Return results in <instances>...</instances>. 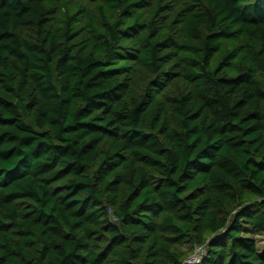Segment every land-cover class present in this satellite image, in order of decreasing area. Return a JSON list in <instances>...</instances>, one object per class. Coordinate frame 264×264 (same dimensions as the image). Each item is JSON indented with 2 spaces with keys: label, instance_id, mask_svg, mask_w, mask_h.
<instances>
[{
  "label": "trees",
  "instance_id": "16d2710c",
  "mask_svg": "<svg viewBox=\"0 0 264 264\" xmlns=\"http://www.w3.org/2000/svg\"><path fill=\"white\" fill-rule=\"evenodd\" d=\"M263 234L264 0H0V264H264Z\"/></svg>",
  "mask_w": 264,
  "mask_h": 264
},
{
  "label": "built area",
  "instance_id": "2783aa9c",
  "mask_svg": "<svg viewBox=\"0 0 264 264\" xmlns=\"http://www.w3.org/2000/svg\"><path fill=\"white\" fill-rule=\"evenodd\" d=\"M195 250V254L188 258L189 262H199L203 256V253L205 252V247L197 246Z\"/></svg>",
  "mask_w": 264,
  "mask_h": 264
},
{
  "label": "rangeland",
  "instance_id": "374dc122",
  "mask_svg": "<svg viewBox=\"0 0 264 264\" xmlns=\"http://www.w3.org/2000/svg\"><path fill=\"white\" fill-rule=\"evenodd\" d=\"M250 235H253V234H250ZM256 239L258 240V243H259V247L262 251H264V234L263 235H256L255 236ZM187 249H189V246H186ZM196 251V250H195ZM195 251H192L190 253V256L189 257H192L194 254H195Z\"/></svg>",
  "mask_w": 264,
  "mask_h": 264
}]
</instances>
